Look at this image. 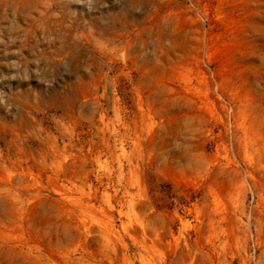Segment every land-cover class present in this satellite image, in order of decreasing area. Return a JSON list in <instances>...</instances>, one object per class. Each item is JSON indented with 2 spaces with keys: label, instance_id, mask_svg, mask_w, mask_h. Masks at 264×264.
Segmentation results:
<instances>
[{
  "label": "rangeland",
  "instance_id": "1",
  "mask_svg": "<svg viewBox=\"0 0 264 264\" xmlns=\"http://www.w3.org/2000/svg\"><path fill=\"white\" fill-rule=\"evenodd\" d=\"M0 264H264V0H0Z\"/></svg>",
  "mask_w": 264,
  "mask_h": 264
}]
</instances>
